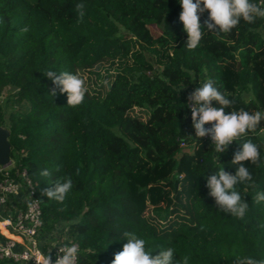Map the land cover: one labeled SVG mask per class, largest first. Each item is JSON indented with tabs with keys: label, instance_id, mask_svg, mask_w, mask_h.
I'll return each instance as SVG.
<instances>
[{
	"label": "trees",
	"instance_id": "1",
	"mask_svg": "<svg viewBox=\"0 0 264 264\" xmlns=\"http://www.w3.org/2000/svg\"><path fill=\"white\" fill-rule=\"evenodd\" d=\"M180 10L176 0H0L7 172L16 177L24 170L34 189L41 247L60 226L78 245L77 264H110L125 231L137 232L148 247H175L190 264L264 259V201L255 200L264 190V121L238 138L258 144L260 159L247 165L252 182L238 185L247 209L237 218L207 194L205 179L219 165L211 142L192 137L187 106L188 94L210 78L235 101L233 109L264 111V18L241 21L228 33L204 27L200 44L187 49ZM205 19L206 11L202 27ZM49 69L82 79L86 72L98 84L84 83V100L69 106L66 94H50ZM237 150L233 141L217 157L225 171H234ZM43 168L52 176L42 177ZM56 176L73 181L62 202L43 194ZM25 201L24 190L10 196L1 217Z\"/></svg>",
	"mask_w": 264,
	"mask_h": 264
},
{
	"label": "clouds",
	"instance_id": "2",
	"mask_svg": "<svg viewBox=\"0 0 264 264\" xmlns=\"http://www.w3.org/2000/svg\"><path fill=\"white\" fill-rule=\"evenodd\" d=\"M180 6L178 20L186 33L184 47L196 48L204 34V27L209 32L228 33L241 21L254 23L258 18H264V0H176ZM207 12V19L200 21V15ZM83 15V13H81ZM51 80V95L58 90L66 94V104L79 105L85 97L86 88L79 75L66 70L49 69L44 73ZM184 87V86H183ZM182 87V88H183ZM190 108L191 127L194 136L207 137L214 149V157L219 167L205 179L207 194L213 198L214 204L227 215L242 218L247 209L246 200L238 191V185L252 182V173L248 168L249 163H257L260 159L259 145L250 139H238L248 132L258 129L260 122L264 121V111H248L244 108L233 109L235 101L216 85L212 79H206L196 86L187 96ZM215 102L213 104L212 102ZM228 108L230 111H225ZM187 118V114H186ZM208 125L207 127L205 125ZM236 141L239 150L232 155L230 164L233 172L225 171L217 157L225 153L228 146ZM247 161V164L243 163ZM58 170V169H57ZM53 170L43 168L40 171L42 177L49 178ZM73 188L71 176H56L51 187L43 190V194L52 200L62 202ZM256 201H264V190L257 191ZM125 243L121 249L114 253L110 264H190L187 255L179 256L175 247L156 246L148 247L146 239L135 231L122 233ZM158 248L156 254L152 250ZM79 249L76 243L58 246L55 258L43 255L41 264H77ZM178 256V259H174ZM234 264H264V259H256L246 255H237Z\"/></svg>",
	"mask_w": 264,
	"mask_h": 264
},
{
	"label": "built area",
	"instance_id": "3",
	"mask_svg": "<svg viewBox=\"0 0 264 264\" xmlns=\"http://www.w3.org/2000/svg\"><path fill=\"white\" fill-rule=\"evenodd\" d=\"M203 139L210 141L207 137ZM0 166L4 174L0 181V221L4 222L6 229L18 238L7 236L0 231L3 236L0 238V258L10 259L18 264H41L38 256L43 257L49 252L54 259L59 245L76 243L71 240L66 241L65 230L56 226L50 239H47L46 243L43 242L41 247L40 235L44 233V230L40 206L25 171H20L14 177L7 172L9 165ZM21 190H24L26 199L23 208H14L13 212H7L1 217L2 209L9 197L18 195Z\"/></svg>",
	"mask_w": 264,
	"mask_h": 264
},
{
	"label": "water",
	"instance_id": "4",
	"mask_svg": "<svg viewBox=\"0 0 264 264\" xmlns=\"http://www.w3.org/2000/svg\"><path fill=\"white\" fill-rule=\"evenodd\" d=\"M0 130L2 134L0 135V165H9V149L10 145L8 143V130L0 125Z\"/></svg>",
	"mask_w": 264,
	"mask_h": 264
},
{
	"label": "rangeland",
	"instance_id": "5",
	"mask_svg": "<svg viewBox=\"0 0 264 264\" xmlns=\"http://www.w3.org/2000/svg\"><path fill=\"white\" fill-rule=\"evenodd\" d=\"M83 79H84V83L86 85H88L89 87L95 88L96 85L98 84V81L96 80V78L94 76L90 75L89 73L85 72L84 75H83ZM7 95H8V89L3 91V93H2V95L0 97V100L2 101V103H3L4 99L7 97ZM147 114H148V110H146L145 115H144L143 118H145L147 116ZM11 166H12V162H10L8 167H11Z\"/></svg>",
	"mask_w": 264,
	"mask_h": 264
},
{
	"label": "bare ground",
	"instance_id": "6",
	"mask_svg": "<svg viewBox=\"0 0 264 264\" xmlns=\"http://www.w3.org/2000/svg\"><path fill=\"white\" fill-rule=\"evenodd\" d=\"M2 134L1 130H0V135ZM0 223H2V228L0 229V231L3 234H6L7 236L10 237H15L16 239H18L16 236H14L9 230L6 229V227L4 226V222L0 221ZM38 259L40 262H42V256H38Z\"/></svg>",
	"mask_w": 264,
	"mask_h": 264
},
{
	"label": "crops",
	"instance_id": "7",
	"mask_svg": "<svg viewBox=\"0 0 264 264\" xmlns=\"http://www.w3.org/2000/svg\"><path fill=\"white\" fill-rule=\"evenodd\" d=\"M50 236H48L47 238H49ZM23 264H27V263H23Z\"/></svg>",
	"mask_w": 264,
	"mask_h": 264
}]
</instances>
